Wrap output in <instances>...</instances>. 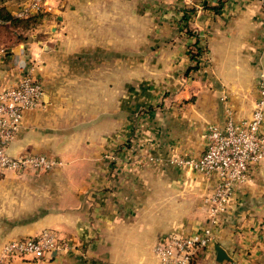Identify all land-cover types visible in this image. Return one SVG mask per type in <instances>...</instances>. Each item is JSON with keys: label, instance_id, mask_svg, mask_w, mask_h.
Returning a JSON list of instances; mask_svg holds the SVG:
<instances>
[{"label": "crops", "instance_id": "1", "mask_svg": "<svg viewBox=\"0 0 264 264\" xmlns=\"http://www.w3.org/2000/svg\"><path fill=\"white\" fill-rule=\"evenodd\" d=\"M1 1L13 15L24 0ZM51 5L42 25L55 28V35L68 27L106 32L126 26L128 0H54ZM153 9L144 6V14ZM34 42L12 41L0 48V89L14 85L27 69L43 88L40 105L23 113L6 153L43 154L59 165L0 169V248L42 228L70 237L72 248L39 260L12 257L8 264H158L152 254L158 238L207 225L205 198L215 185L212 177L166 159L200 155L205 126L221 127L227 112L248 116L257 72L264 71V26L261 21L241 26L231 18L219 27L211 40L219 91L195 88L192 101L176 105L170 96L186 100L191 87L182 77L188 66L182 45L170 44L168 70L147 54L133 57L136 65L128 67L121 45L114 41L119 52L110 55L106 39L97 44L103 48L100 55L63 53L69 41L57 37L41 42L40 50ZM33 59L38 66L29 67ZM142 79L153 83L142 87ZM128 82L140 86L128 90ZM79 95L85 97L77 106L79 97L73 96ZM248 176L217 216L211 244L198 249L191 264H264L263 165H255ZM213 244L228 260H215Z\"/></svg>", "mask_w": 264, "mask_h": 264}, {"label": "built area", "instance_id": "2", "mask_svg": "<svg viewBox=\"0 0 264 264\" xmlns=\"http://www.w3.org/2000/svg\"><path fill=\"white\" fill-rule=\"evenodd\" d=\"M53 1L24 0L13 16L26 18L49 12ZM42 95V85L29 69L20 75L14 85L0 89L1 170H48L59 164L43 154L22 153L10 156L6 153V147L18 129L23 113L39 106ZM263 120L264 71H259L255 78V99L248 116L236 118L227 112L221 127L213 124L205 126L204 147L200 155H172L166 159L169 164L187 168L205 178L212 177L215 185L205 198L207 225L195 233L169 232L158 238L152 245V254L158 264H191L196 251L211 244L212 227L230 201L234 187L249 180L248 174L255 165L261 164L264 167ZM70 248V237L60 235L51 228H42L34 235L4 242L0 248V264H8L12 257L39 260Z\"/></svg>", "mask_w": 264, "mask_h": 264}, {"label": "rangeland", "instance_id": "3", "mask_svg": "<svg viewBox=\"0 0 264 264\" xmlns=\"http://www.w3.org/2000/svg\"><path fill=\"white\" fill-rule=\"evenodd\" d=\"M173 2L175 13L173 16H170V5H172L170 4V0H128L127 22L125 28L121 31H87L86 29L77 30L68 27L55 35V28L49 31L47 27L42 25V19L47 12L37 14L27 27L13 25L9 22H0V48L9 46L12 41H23L26 43L33 40L38 50H40L41 42L48 40L51 43L57 37L63 41H69L65 43V47L62 50L63 53L100 55L103 48L97 47V44L103 45L101 41L102 39H106L109 42L106 45L110 44L111 49L105 50L110 55L119 52L113 47V43L116 42L117 45H121L122 49L120 52L128 55V67L136 65L132 62L133 57L138 54H147L157 57L158 62L156 64L159 67L163 69L169 67L168 70H170V59H168L170 58V44L175 42L182 45L183 53L188 59V66L196 64V69L187 71V66L183 72L184 76L182 75V77L187 78L189 81L187 85L191 86L190 93L186 96L187 99L184 100L170 96V101L175 105L178 104V101L180 103L184 101L189 102L194 98L192 92L195 88L211 90L216 88L219 91L220 86L215 84L216 69L211 51V40H213L217 29L221 26H226L231 18L238 19L241 26L250 24L252 21H261V26H264L262 25L264 24V0H175ZM144 6L152 9L155 7L156 9H153L154 12L151 14H144ZM85 16L83 15L80 18L81 23L86 21ZM170 18H172L174 23L172 28H170ZM50 21L53 23L54 19L51 18ZM195 40H197V45L200 48L199 52L192 46V42ZM93 45L94 47H92ZM32 63L29 64V67L38 66V63L34 59ZM145 65L150 67V64L144 63L143 66ZM36 79L38 80V78ZM178 80L182 82L180 76ZM140 81H143L141 83L142 87L149 84L147 83L148 79ZM139 86L140 84L138 83L131 85L128 82L126 89H138ZM73 97L75 99L79 97V101H76L77 106H79L81 105L80 100L85 96L79 95ZM129 114L128 118H132L133 122H135V117H131ZM132 134H134V131ZM117 144L118 142H115L114 145H111L112 159H114L113 156L118 151ZM134 147L131 148V151H134ZM115 161L114 169L117 170L119 158ZM116 173L117 171L114 170V177L116 176L115 179L112 177L114 180L118 178Z\"/></svg>", "mask_w": 264, "mask_h": 264}, {"label": "trees", "instance_id": "4", "mask_svg": "<svg viewBox=\"0 0 264 264\" xmlns=\"http://www.w3.org/2000/svg\"><path fill=\"white\" fill-rule=\"evenodd\" d=\"M36 15L29 16V17H26V18H17V17H14L13 15H11L9 13V11H7V9L5 8V5L0 0V22H9V23H11L13 25H22L24 27H27L28 24H29V22L31 20H34V17ZM192 46L194 47V49L197 52L200 51V48L197 45V40H195V41L192 42ZM194 69H196V64H194L193 66H188L186 70L189 71V70H194Z\"/></svg>", "mask_w": 264, "mask_h": 264}, {"label": "water", "instance_id": "5", "mask_svg": "<svg viewBox=\"0 0 264 264\" xmlns=\"http://www.w3.org/2000/svg\"><path fill=\"white\" fill-rule=\"evenodd\" d=\"M213 249L215 251V260L216 261L228 260V257L225 255L223 250L218 245L213 244Z\"/></svg>", "mask_w": 264, "mask_h": 264}]
</instances>
